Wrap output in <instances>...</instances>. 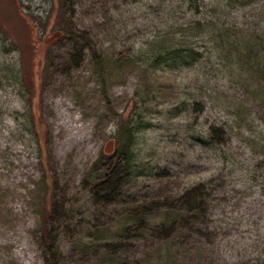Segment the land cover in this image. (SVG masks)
<instances>
[{
    "label": "rangeland",
    "instance_id": "1",
    "mask_svg": "<svg viewBox=\"0 0 264 264\" xmlns=\"http://www.w3.org/2000/svg\"><path fill=\"white\" fill-rule=\"evenodd\" d=\"M0 264H264V0H0Z\"/></svg>",
    "mask_w": 264,
    "mask_h": 264
},
{
    "label": "trees",
    "instance_id": "2",
    "mask_svg": "<svg viewBox=\"0 0 264 264\" xmlns=\"http://www.w3.org/2000/svg\"><path fill=\"white\" fill-rule=\"evenodd\" d=\"M123 140L121 142V144H119V146L117 147L116 149V155L118 157V166H120L122 169H124L129 163V160H130V152H129V149H130V146L133 142V139L131 137V133H130V128L128 129H124L123 130V133H122V137H121ZM116 177L114 174H111L110 177L107 178L106 182L107 185L111 186V184H113L115 182V178ZM193 204L196 203V201H192ZM204 202H202V200L199 201L198 204V208L204 210Z\"/></svg>",
    "mask_w": 264,
    "mask_h": 264
},
{
    "label": "bare ground",
    "instance_id": "3",
    "mask_svg": "<svg viewBox=\"0 0 264 264\" xmlns=\"http://www.w3.org/2000/svg\"><path fill=\"white\" fill-rule=\"evenodd\" d=\"M60 117H61V118H65V117H66V114L63 113V112H61V113H60ZM71 119H73V121L76 122V119H74V118H71Z\"/></svg>",
    "mask_w": 264,
    "mask_h": 264
}]
</instances>
